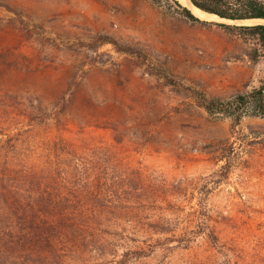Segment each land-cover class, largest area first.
<instances>
[{
  "label": "rangeland",
  "instance_id": "374dc122",
  "mask_svg": "<svg viewBox=\"0 0 264 264\" xmlns=\"http://www.w3.org/2000/svg\"><path fill=\"white\" fill-rule=\"evenodd\" d=\"M199 17L174 0H0V170L41 184L17 197L64 198L0 264H264V116L235 123L192 95L264 84L259 37L214 23L264 18Z\"/></svg>",
  "mask_w": 264,
  "mask_h": 264
},
{
  "label": "trees",
  "instance_id": "16d2710c",
  "mask_svg": "<svg viewBox=\"0 0 264 264\" xmlns=\"http://www.w3.org/2000/svg\"><path fill=\"white\" fill-rule=\"evenodd\" d=\"M161 1V0H158ZM183 10V13L190 19L207 22L201 19L188 6L183 5L179 0H174ZM197 7L216 13L225 19L244 20L251 18H264V0H191ZM229 30H239L258 36L261 45L264 47V23L257 24H233L226 22H214ZM234 32V31H233ZM264 55V54H263ZM192 95L198 103L209 112L222 113L231 117L235 123H240L242 118L248 114L264 116V84L255 87L252 91L241 92L232 97H210L200 90H193ZM34 175L28 171H16L13 168L5 167L0 170V247H5L9 242H26L35 240L31 235L26 236L27 232L34 229H41L42 223H47L45 213L42 212L44 204L58 208L64 203V198L48 199L30 197L23 199L17 197L22 190H40L41 184H34ZM33 184L32 186H30ZM84 199V200H83ZM83 202H91L84 197L80 199ZM69 201V200H68ZM111 205V204H110ZM110 205L108 207H110ZM43 206V208H41ZM48 223H54L50 220ZM56 223V222H55ZM14 230L19 233L14 235ZM213 239H219L217 234L213 233ZM8 236H15L10 241ZM226 243L221 249L227 248ZM197 264H217L215 260L210 263L200 262ZM219 264V262H218ZM224 264H233L231 259Z\"/></svg>",
  "mask_w": 264,
  "mask_h": 264
},
{
  "label": "bare ground",
  "instance_id": "6f19581e",
  "mask_svg": "<svg viewBox=\"0 0 264 264\" xmlns=\"http://www.w3.org/2000/svg\"><path fill=\"white\" fill-rule=\"evenodd\" d=\"M183 3H185V4H187V5H189L193 10H194V12L197 14V15H199V16H201V17H203V18H209V17H217V18H220V16H218L217 14H212V13H210V12H208V11H205V10H202V9H200V8H198L197 6H195L192 2H191V0H181Z\"/></svg>",
  "mask_w": 264,
  "mask_h": 264
},
{
  "label": "water",
  "instance_id": "95a60500",
  "mask_svg": "<svg viewBox=\"0 0 264 264\" xmlns=\"http://www.w3.org/2000/svg\"><path fill=\"white\" fill-rule=\"evenodd\" d=\"M195 6H196V5H195ZM212 14H216V13H212ZM217 15H218V14H217ZM218 16H219V15H218ZM220 18H222V19H223V17H221V16H220ZM230 20H231V19H230ZM233 21H235V20H233Z\"/></svg>",
  "mask_w": 264,
  "mask_h": 264
}]
</instances>
